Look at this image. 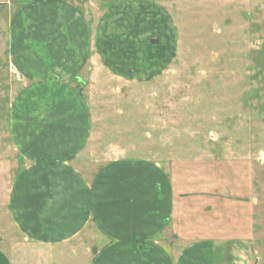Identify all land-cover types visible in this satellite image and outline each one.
Returning a JSON list of instances; mask_svg holds the SVG:
<instances>
[{"label": "rangeland", "instance_id": "obj_1", "mask_svg": "<svg viewBox=\"0 0 264 264\" xmlns=\"http://www.w3.org/2000/svg\"><path fill=\"white\" fill-rule=\"evenodd\" d=\"M129 1L153 7L149 27L174 40L175 53L142 79L102 66L93 84L84 76L76 84L92 116L80 165L90 177L109 162L157 166L186 221L177 234L213 240L225 264H264V0H112ZM5 40L2 31L0 246L10 254L24 240L8 215L9 190L29 162L12 138V109L27 82L11 71Z\"/></svg>", "mask_w": 264, "mask_h": 264}, {"label": "crops", "instance_id": "obj_2", "mask_svg": "<svg viewBox=\"0 0 264 264\" xmlns=\"http://www.w3.org/2000/svg\"><path fill=\"white\" fill-rule=\"evenodd\" d=\"M155 13L138 1L0 0L8 61L27 82L12 109V138L29 162L8 199L24 241L10 254L0 246V264H225L213 240L176 233L186 221L157 166L109 162L90 177L80 165L92 116L76 84L83 76L93 84L105 68L132 81L159 71L175 41L155 37Z\"/></svg>", "mask_w": 264, "mask_h": 264}, {"label": "built area", "instance_id": "obj_3", "mask_svg": "<svg viewBox=\"0 0 264 264\" xmlns=\"http://www.w3.org/2000/svg\"><path fill=\"white\" fill-rule=\"evenodd\" d=\"M11 71H12V72H15L16 70H15V68H14V67H11Z\"/></svg>", "mask_w": 264, "mask_h": 264}]
</instances>
